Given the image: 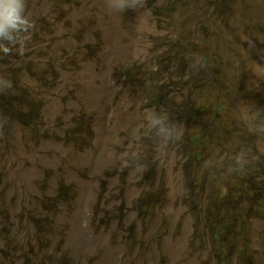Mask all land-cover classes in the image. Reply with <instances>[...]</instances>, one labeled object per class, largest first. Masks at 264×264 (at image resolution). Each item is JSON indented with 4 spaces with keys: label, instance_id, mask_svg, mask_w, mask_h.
I'll return each instance as SVG.
<instances>
[{
    "label": "rangeland",
    "instance_id": "obj_1",
    "mask_svg": "<svg viewBox=\"0 0 264 264\" xmlns=\"http://www.w3.org/2000/svg\"><path fill=\"white\" fill-rule=\"evenodd\" d=\"M24 3L32 27L15 45L0 39V264H228L214 252L213 188L197 180L186 125L122 73L136 66L160 100L179 71L202 67L221 96L218 140L235 139L220 189L239 188L235 167L264 164V0ZM179 87L169 102L188 94ZM257 203L264 194L242 205ZM250 220L261 264L264 213Z\"/></svg>",
    "mask_w": 264,
    "mask_h": 264
},
{
    "label": "trees",
    "instance_id": "obj_2",
    "mask_svg": "<svg viewBox=\"0 0 264 264\" xmlns=\"http://www.w3.org/2000/svg\"><path fill=\"white\" fill-rule=\"evenodd\" d=\"M192 54L195 55V53ZM122 75L126 79L138 82L143 90L151 94V100L157 106L165 103L166 107L164 106L163 111L171 117L174 118L175 114L178 121L194 122L193 129L186 128L185 135L194 148L189 159L195 166L198 182L209 183L213 188L206 207V221L212 241L216 245L214 252L228 264L234 258L239 264H254L249 240L252 224L250 214L254 210L257 214H263L264 206L262 203H257L256 207L250 204L245 210L242 202L255 198L258 194H264V178L255 177L256 172L264 169V164L259 163L256 168L235 167L234 175L240 180V186L239 188L235 186L233 189L228 187L226 192L222 193L217 169L222 164H227L225 161H229V156L221 157L222 142L218 138L221 128L226 126L222 123L221 96L219 94L214 96L207 91V72L202 75L200 66H192L179 71L178 81L172 79L173 82L162 86L163 93L159 95L160 100L154 98L158 94L146 88L145 79L139 80L134 68H127ZM150 78L153 79V76L150 75ZM181 84L186 85L188 94L174 103L169 102L174 93L180 94L179 85ZM2 105L11 114L23 115L19 105L8 98ZM216 138L219 145L215 146L213 141ZM230 138L229 146H232L235 139L232 136ZM253 188L258 190L257 194L252 191Z\"/></svg>",
    "mask_w": 264,
    "mask_h": 264
},
{
    "label": "clouds",
    "instance_id": "obj_3",
    "mask_svg": "<svg viewBox=\"0 0 264 264\" xmlns=\"http://www.w3.org/2000/svg\"><path fill=\"white\" fill-rule=\"evenodd\" d=\"M141 3H142V0H139L138 4L136 3V0H119V3L116 5L115 9L124 10L126 8H136ZM31 27H32V24L30 23V21L28 20V18L25 15L24 0H0V39L7 40L9 42V44L15 45L18 38L21 37V34L27 33ZM2 50L6 54L11 51V49L7 46L4 47ZM131 68H134V72L137 73L136 66H132ZM174 87H175V85H174ZM174 95H177V94L174 93ZM151 102H152V100H151V98H149V103H151ZM12 115H14V114H12ZM163 116L171 117L169 114H167L165 112L163 113ZM174 119L176 121H178L175 114H174ZM180 122L184 123L186 125V128H188V129H193L192 126L195 125L193 121L188 122L187 120H182ZM185 131H186V129H185ZM185 131H184V133H185ZM62 137H63V134H62ZM230 140H231L230 137L226 138L222 142V144L220 145V150L222 151L221 157H224L225 155H227L224 153V151H225V149H228L230 147L229 146ZM213 143L215 146L219 145L217 138L214 139ZM190 146L192 147V152H193L194 148H193L191 143H190ZM223 146H224V148H223ZM190 162L193 164V162L191 160H190ZM193 166H194V164H193ZM195 173H196V170H195ZM219 179H220V176H219ZM219 183H220V181H219ZM155 206L156 205H154L151 209H149V213H152ZM252 257H254V254L252 255Z\"/></svg>",
    "mask_w": 264,
    "mask_h": 264
}]
</instances>
